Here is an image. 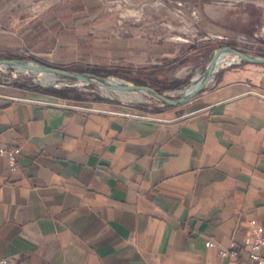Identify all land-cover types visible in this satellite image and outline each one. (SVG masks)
<instances>
[{"label":"crops","instance_id":"0c3cea01","mask_svg":"<svg viewBox=\"0 0 264 264\" xmlns=\"http://www.w3.org/2000/svg\"><path fill=\"white\" fill-rule=\"evenodd\" d=\"M23 2L0 21L27 42ZM0 145V264H241L218 248L264 229V88L239 74L151 113L0 90Z\"/></svg>","mask_w":264,"mask_h":264},{"label":"rangeland","instance_id":"374dc122","mask_svg":"<svg viewBox=\"0 0 264 264\" xmlns=\"http://www.w3.org/2000/svg\"><path fill=\"white\" fill-rule=\"evenodd\" d=\"M20 9L28 25L41 17L37 34L26 42L29 34L21 37L23 31L15 26L20 21H0V60L114 78L169 100L198 84L194 79L205 75L218 49L264 58V0H24ZM47 14L51 18L42 19ZM37 40L42 43L33 45ZM223 72L264 88V65L243 61L218 69L205 88ZM57 79L56 85H43L35 76L8 67L0 69V90L40 93L84 109L151 113L169 107L147 97H107L96 84Z\"/></svg>","mask_w":264,"mask_h":264},{"label":"bare ground","instance_id":"6f19581e","mask_svg":"<svg viewBox=\"0 0 264 264\" xmlns=\"http://www.w3.org/2000/svg\"><path fill=\"white\" fill-rule=\"evenodd\" d=\"M230 50H220L218 52H215L214 57L212 61H210V64L208 65L209 70L212 71L211 74L215 73L218 69L230 65L232 63H237L240 61V58L235 55ZM232 52V53H231ZM38 66V65H37ZM8 67H12L15 69V72L25 73V74H31L35 76V78L41 80L44 83L49 85H56L57 82V76L53 73L46 71L43 68H38V70L35 71V65L30 64L29 62H24L22 65H0V69H6ZM209 73V72H208ZM207 74L197 76L194 80L195 83H200L202 80H206ZM89 84H96L105 94V96H115L119 97L121 100H131V99H143L144 97L147 98H153L157 99L151 90H145V89H138V90H131V85L121 82L114 78H109L105 80V83H101L96 81L93 78H90L89 80L79 79L78 85H89ZM209 84V83H208ZM123 85V87L121 86ZM60 87V86H59ZM196 87V84L185 88L184 90L176 93L177 96L180 94L181 96L187 97L189 96L192 91H194Z\"/></svg>","mask_w":264,"mask_h":264},{"label":"built area","instance_id":"2783aa9c","mask_svg":"<svg viewBox=\"0 0 264 264\" xmlns=\"http://www.w3.org/2000/svg\"><path fill=\"white\" fill-rule=\"evenodd\" d=\"M20 149L0 145V156L5 155L8 161V167L11 171L17 167V157ZM251 236L241 242L231 241L226 248H218V254L221 258L240 262V251L244 250L247 255L245 263L241 264H264V229L255 220L250 221ZM205 247L212 249L216 244L207 240Z\"/></svg>","mask_w":264,"mask_h":264},{"label":"water","instance_id":"95a60500","mask_svg":"<svg viewBox=\"0 0 264 264\" xmlns=\"http://www.w3.org/2000/svg\"><path fill=\"white\" fill-rule=\"evenodd\" d=\"M220 50H229V49L222 48V49L216 50L215 52H218ZM230 51H232L235 55H237L240 58V61H243V62H246L249 64L264 65V58L247 56V55L241 54V53L234 51V50H230ZM212 59H213V57L211 58L210 61H212ZM23 63H24V61H18V60H0V65L14 66V65H22ZM30 64L35 65L33 63H30ZM35 66H36L34 68L35 71L38 70V68H43L46 71H49L56 76H64V77H68V78H72V79H76V80H79V79L89 80L90 78H93L96 81L101 82V83H105V80H106V79L97 78L95 76H91V75H87V74L76 75V74H71V73L56 70V69L46 68V67L37 66V65H35ZM211 73H212V71L209 70V68H206V74H207L206 80L207 81L202 80L200 83H198L196 85L194 91H192V93L189 96H187V97L181 96L179 99H176V100H169V99L165 98L164 96L159 95L156 91L149 89L147 87H144V86H137V85L130 84L131 85L130 88H131V90H138V89L151 90V91H153L155 97L159 101H161L163 104H166L168 106H175V105L182 104V103L188 101L193 96H195L197 93H199L201 90H203L210 80V76L212 75ZM121 86L123 87V85H121Z\"/></svg>","mask_w":264,"mask_h":264},{"label":"trees","instance_id":"16d2710c","mask_svg":"<svg viewBox=\"0 0 264 264\" xmlns=\"http://www.w3.org/2000/svg\"><path fill=\"white\" fill-rule=\"evenodd\" d=\"M18 61H21V60H18ZM137 86H139V85H137Z\"/></svg>","mask_w":264,"mask_h":264}]
</instances>
